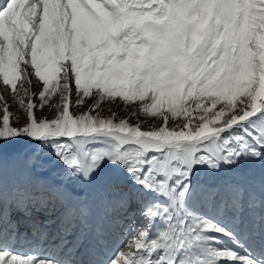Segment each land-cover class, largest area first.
I'll return each mask as SVG.
<instances>
[{
  "label": "snow or ice",
  "instance_id": "snow-or-ice-1",
  "mask_svg": "<svg viewBox=\"0 0 264 264\" xmlns=\"http://www.w3.org/2000/svg\"><path fill=\"white\" fill-rule=\"evenodd\" d=\"M0 264H264V0H0Z\"/></svg>",
  "mask_w": 264,
  "mask_h": 264
},
{
  "label": "bare ground",
  "instance_id": "bare-ground-1",
  "mask_svg": "<svg viewBox=\"0 0 264 264\" xmlns=\"http://www.w3.org/2000/svg\"><path fill=\"white\" fill-rule=\"evenodd\" d=\"M13 111H18L17 108H14ZM111 112H116L120 117L123 118H127V112L123 114H121V108H117L115 105H113L111 107V110H109V107L107 105L104 106V112L103 115L105 116H109L111 115ZM37 114L39 116H41L42 118L47 115L49 117H51V112L48 109H44V110H38ZM133 123H135V120H133ZM155 122L152 120H146L144 121L143 127L145 129H147L149 126L153 125ZM234 134H238V130H234L233 132H229V133H225L224 134V138L225 139H230L232 135ZM24 143L25 144H29V147L31 148H41V143L39 141H31L29 140L27 137H24ZM43 151H50V148L45 149L42 148ZM101 168L104 169V176H109V177H113V178H125L126 177V173L124 172L123 169H116L111 165L107 164V161L104 162V164L101 165ZM211 173L212 170L207 169L206 166H197L196 169L193 170V174H194V178L197 180H200L201 182H204L208 179L211 178ZM221 246H228V247H233L235 248V245L233 244V242L231 240H229L227 237L222 238V243ZM239 251H241V254H243V250L242 249H238Z\"/></svg>",
  "mask_w": 264,
  "mask_h": 264
},
{
  "label": "rangeland",
  "instance_id": "rangeland-1",
  "mask_svg": "<svg viewBox=\"0 0 264 264\" xmlns=\"http://www.w3.org/2000/svg\"><path fill=\"white\" fill-rule=\"evenodd\" d=\"M125 112H126V110H125L123 107H121V114L124 115ZM19 139H21L22 141H25V140H24V137H21V138H19ZM25 146L28 147V148H31V147H29V144H25ZM45 149H48V148L45 147ZM101 169H102V168H101ZM98 171H100V169H98ZM103 173H104V169H103ZM103 173H102V174H103Z\"/></svg>",
  "mask_w": 264,
  "mask_h": 264
}]
</instances>
